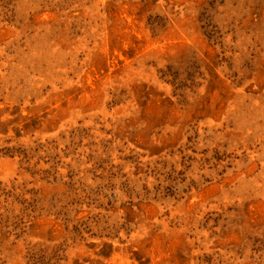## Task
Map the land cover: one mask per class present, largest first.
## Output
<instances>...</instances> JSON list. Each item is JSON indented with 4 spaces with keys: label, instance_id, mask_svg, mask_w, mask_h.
Instances as JSON below:
<instances>
[{
    "label": "rangeland",
    "instance_id": "374dc122",
    "mask_svg": "<svg viewBox=\"0 0 264 264\" xmlns=\"http://www.w3.org/2000/svg\"><path fill=\"white\" fill-rule=\"evenodd\" d=\"M0 264H264V0H0Z\"/></svg>",
    "mask_w": 264,
    "mask_h": 264
}]
</instances>
